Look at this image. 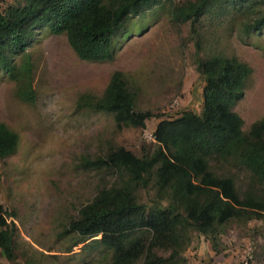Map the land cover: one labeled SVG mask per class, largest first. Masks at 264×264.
Returning <instances> with one entry per match:
<instances>
[{
    "label": "rangeland",
    "instance_id": "1",
    "mask_svg": "<svg viewBox=\"0 0 264 264\" xmlns=\"http://www.w3.org/2000/svg\"><path fill=\"white\" fill-rule=\"evenodd\" d=\"M24 2L0 0V9ZM200 2L166 1L130 19L114 43L112 62L81 61L66 37L37 31L28 48L32 104L17 97L16 83L0 70V125L19 136L16 153L0 162V204L17 227L15 260L0 251V264H110V250L92 249L93 239L84 241L68 226L101 189L126 178L84 164L117 148L142 157L155 144L146 130L154 133L161 120L188 112L200 115L204 79L198 60L221 54L248 64L253 73L233 110L245 133L264 119V29L245 36L246 18L238 15L194 21ZM14 63L20 67L19 56ZM115 72L129 83L135 110L159 116L144 129L119 130L111 115L77 108L82 96L101 98ZM136 191L139 203L153 205L152 187ZM191 238L185 264H264V219L229 224L216 247L199 234Z\"/></svg>",
    "mask_w": 264,
    "mask_h": 264
},
{
    "label": "trees",
    "instance_id": "2",
    "mask_svg": "<svg viewBox=\"0 0 264 264\" xmlns=\"http://www.w3.org/2000/svg\"><path fill=\"white\" fill-rule=\"evenodd\" d=\"M172 0H25L0 9V70L17 85V97L33 103L32 64L28 48L37 31L64 36L84 62L114 60V43L130 19ZM193 14L224 19L246 18L243 34L264 29V0H201ZM19 56L20 67L14 63ZM204 79L200 115L188 112L161 120L154 132V149L137 156L124 148L86 161L89 169H109L126 180L101 189L71 220L68 232L92 249L112 252L110 264H185L191 234L217 246L232 223L264 219V119L243 131L234 112L243 99L253 70L221 54L197 61ZM78 109L111 115L119 130L144 129L159 116L135 110V98L124 74L115 72L101 98L82 96ZM19 136L0 125V162L12 157ZM240 174L246 175L241 179ZM152 185V186H150ZM152 187L153 205L137 199L138 189ZM17 227L8 222L0 204V251L15 260Z\"/></svg>",
    "mask_w": 264,
    "mask_h": 264
},
{
    "label": "built area",
    "instance_id": "3",
    "mask_svg": "<svg viewBox=\"0 0 264 264\" xmlns=\"http://www.w3.org/2000/svg\"><path fill=\"white\" fill-rule=\"evenodd\" d=\"M144 136L147 140L155 142L154 140V133H150L149 131H145Z\"/></svg>",
    "mask_w": 264,
    "mask_h": 264
}]
</instances>
